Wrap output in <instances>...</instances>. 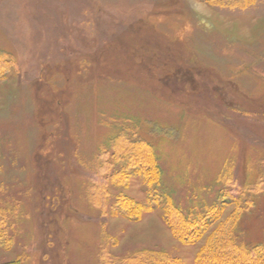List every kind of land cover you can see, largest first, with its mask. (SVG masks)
Returning a JSON list of instances; mask_svg holds the SVG:
<instances>
[{
  "label": "rangeland",
  "instance_id": "obj_1",
  "mask_svg": "<svg viewBox=\"0 0 264 264\" xmlns=\"http://www.w3.org/2000/svg\"><path fill=\"white\" fill-rule=\"evenodd\" d=\"M0 61V264H99L102 246L194 264L228 223L264 248V0H0ZM119 136L157 182L112 155ZM167 198L206 219L200 239L175 236Z\"/></svg>",
  "mask_w": 264,
  "mask_h": 264
},
{
  "label": "trees",
  "instance_id": "obj_2",
  "mask_svg": "<svg viewBox=\"0 0 264 264\" xmlns=\"http://www.w3.org/2000/svg\"><path fill=\"white\" fill-rule=\"evenodd\" d=\"M203 2L210 3L211 5H224L229 6H246L249 0H202ZM0 65H2L0 61ZM116 143L117 151L113 152V156L118 158H128L130 156L134 167L140 168L142 174L146 177L148 183L158 181L157 169L155 167L156 161L154 159L151 149L144 143L138 141H131L125 136H119ZM96 171L92 183H98L106 187L107 180ZM234 199L235 196L232 195ZM237 200V199H236ZM122 206L130 204L125 199L119 200ZM167 206L164 210V216L178 239L183 242L191 243L202 236L205 227L207 226L206 219L202 216L192 218L185 216L179 209L173 206L170 198H167ZM220 210V209H219ZM214 214L216 209L208 210ZM214 211V212H213ZM5 210L0 209V234L5 232ZM230 223L221 224L217 229L212 230L206 236L204 243L197 251L194 264H264V248L259 247L255 249H247L244 245L238 243L232 234V226ZM99 264H185L180 258H174L165 252L156 253H140L129 257L118 258L110 253L108 247L102 246L100 252ZM18 259L10 261L5 264H17Z\"/></svg>",
  "mask_w": 264,
  "mask_h": 264
}]
</instances>
